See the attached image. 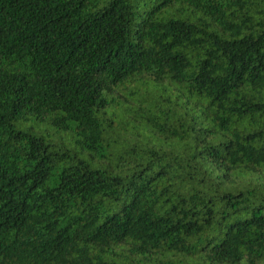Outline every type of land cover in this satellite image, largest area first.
<instances>
[{
  "label": "trees",
  "instance_id": "trees-1",
  "mask_svg": "<svg viewBox=\"0 0 264 264\" xmlns=\"http://www.w3.org/2000/svg\"><path fill=\"white\" fill-rule=\"evenodd\" d=\"M0 264H264V0H0Z\"/></svg>",
  "mask_w": 264,
  "mask_h": 264
}]
</instances>
